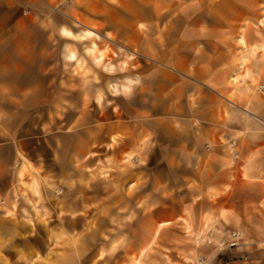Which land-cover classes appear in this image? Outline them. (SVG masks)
Instances as JSON below:
<instances>
[{
	"label": "crops",
	"instance_id": "0c3cea01",
	"mask_svg": "<svg viewBox=\"0 0 264 264\" xmlns=\"http://www.w3.org/2000/svg\"><path fill=\"white\" fill-rule=\"evenodd\" d=\"M97 1L104 9L109 2L120 0ZM134 1L133 8L129 5L126 28L120 30L126 19L117 16L119 24L112 32L118 41L122 39L127 48L139 50L144 57L130 71L134 84L129 87L143 93V105L135 111L142 113L145 120L132 126L135 131L127 133L130 139L120 133L126 129L123 122H114L107 129L109 133L118 130L122 136L115 139L116 144L121 143L118 156L140 151L145 160L159 156V160L168 161L169 172L130 170L126 177L133 181L109 186L107 195L103 188L100 193L90 187L82 190L84 195L76 203L65 199L66 215L78 222L80 229L60 238L65 247L63 254H58L56 247L60 246L54 243L51 264H185L183 258L193 262L201 249L214 261L218 255L215 246L201 248L195 236L205 235L206 228L214 226L213 231L206 232L209 241L222 240L225 235L230 239L231 233L238 232L240 243L244 233L240 225L253 212L264 210V161L260 159L264 152L256 148L249 152L245 147L240 156H256V163L252 168L233 172L225 168L228 147L223 142L236 132L232 115L242 113L248 104L250 75L254 70L258 74L260 65L259 44L251 42L241 18L239 24L227 19L226 8L217 13L197 2L185 4L168 20L162 4H154L152 14L147 0ZM88 4L82 7L87 10ZM85 10V18L93 20ZM241 35L246 38V46L240 42ZM253 47L257 50L255 56L250 55ZM132 95H136L134 90L129 94ZM263 141L262 135L256 138V144ZM6 148V144H0V155ZM101 154L97 151L96 156L80 159L104 162ZM187 159L192 160V168L183 172L180 162ZM2 160L0 156V178L9 171ZM24 165L27 166L25 161H18L15 182ZM244 175L258 182L245 183L241 180ZM138 177L143 183L136 185ZM0 200L5 204L0 206V264H7L10 247L15 249L13 263L20 264L18 249L23 245L19 236L23 229L18 222L22 212L17 208L16 219L4 212L13 210L14 200L11 189L2 186L1 181ZM182 226L191 229L192 234L183 233ZM156 243L158 247H154ZM218 259L217 256L216 263L211 264H218Z\"/></svg>",
	"mask_w": 264,
	"mask_h": 264
},
{
	"label": "rangeland",
	"instance_id": "374dc122",
	"mask_svg": "<svg viewBox=\"0 0 264 264\" xmlns=\"http://www.w3.org/2000/svg\"><path fill=\"white\" fill-rule=\"evenodd\" d=\"M134 2H109L103 9L102 2L97 0L0 1V144L7 146L0 156L9 169L0 181L13 192L14 208L4 212L14 219L17 208L22 212V224L18 222L23 229V235L19 236L23 245L18 249L20 264H51L54 243L60 246L56 247L58 254H63L65 247L60 238L69 232H79V223L67 217L63 208L65 199L76 203L84 195L82 190H90V187L99 192L103 188V194L107 195L109 186L127 185L133 181L126 177L130 170L146 168L163 174L169 172L168 161L159 160V156L145 160L141 151L118 156L121 143H115L121 135L130 139L127 133L135 131L132 126L145 120L142 113L135 111L143 105V93H137L133 87L123 89V86L134 84L130 71L144 57L139 50L127 48L122 39L118 41L117 34L112 32L118 27L117 16L126 19L120 24V30L126 28L129 5L133 8ZM196 2L210 12L215 9L218 13L226 8L227 19L239 24L241 18L242 25L248 27L251 42L259 44L260 59L258 63L256 59L254 61L260 65L258 74L254 70L250 75L248 104L242 113L232 115L236 132L223 140L228 147L224 156L225 168L239 172L256 163V156H240L244 155L245 147L249 152H255V148L264 152V141L256 144L259 135L264 137V94L260 91V86L264 85V0H147V8L153 14V5L159 7L162 4L163 14L170 20L181 5ZM87 3L85 10L82 5ZM84 10L93 20L85 18ZM83 24L100 35L97 43L106 54L102 64H97L86 52L88 41L61 35L62 26L78 32L85 28ZM68 49L76 53L78 60L66 57ZM257 50L251 51L250 55L256 54ZM107 63L113 65L112 69H107ZM114 87L119 90L115 91ZM133 90L136 95L129 96ZM114 122H123L125 132H120L121 135L117 134L118 130L109 133L107 126ZM97 151L103 153L100 156L105 157L104 162L80 159V156H96ZM260 159L264 161V156ZM20 160L28 167L23 166L19 180L15 182L14 170ZM188 168H192V160L180 162L181 171ZM242 179L245 183L250 181L246 175ZM33 182L38 191L33 188ZM257 182V179L250 181ZM135 183L141 184L143 179L138 177ZM0 206H5L1 200ZM240 227L244 233L237 246L228 245V235L219 241H209L206 232L213 231L214 226H208L205 235L195 236L194 240L201 248L215 246L218 264H264V210L253 212ZM182 229L183 233L192 234L191 229L184 226ZM54 238H57L56 242ZM224 240L227 241L224 249H220ZM8 243L11 246L10 239ZM14 251L11 247L8 249L7 264H14ZM217 256L214 261L209 260L201 249L193 262L185 258L183 261L198 264L204 258V264H211L216 263Z\"/></svg>",
	"mask_w": 264,
	"mask_h": 264
},
{
	"label": "bare ground",
	"instance_id": "6f19581e",
	"mask_svg": "<svg viewBox=\"0 0 264 264\" xmlns=\"http://www.w3.org/2000/svg\"><path fill=\"white\" fill-rule=\"evenodd\" d=\"M83 26L85 28L81 29L78 32H74L70 28H68L66 26H62L60 29V32H61L62 36L66 37L68 39H73V40H78V41H88L89 44H88V47L86 48V52L94 57V60L96 61L97 64H102V62L105 60L106 54H105V52L102 51V49L99 48V45L97 43V39H100V35L94 28L89 27L87 24H83ZM240 42L244 46H246L245 36H243V35L240 36ZM253 51H255V49H253ZM66 57L72 61L78 60L76 53L71 49L67 50ZM108 64L109 63L106 64L107 69H112L113 65H108ZM123 87H124L123 89L125 91L129 88V85L123 86ZM114 89H115V91L119 90L117 87H114ZM32 186H33V188H35V191H38L36 184L34 182H33ZM166 224H168V223H166Z\"/></svg>",
	"mask_w": 264,
	"mask_h": 264
},
{
	"label": "built area",
	"instance_id": "2783aa9c",
	"mask_svg": "<svg viewBox=\"0 0 264 264\" xmlns=\"http://www.w3.org/2000/svg\"><path fill=\"white\" fill-rule=\"evenodd\" d=\"M29 1H31V0H29ZM260 90L263 92V94H264V85H261L260 86ZM227 241L226 240H224L222 243H221V247L222 248H220V249H224V244L226 243ZM239 244V233L238 232H233V233H231V238H230V242H229V246L230 247H233V246H237ZM205 263V260H204V258H201L200 260H199V263L198 264H204Z\"/></svg>",
	"mask_w": 264,
	"mask_h": 264
}]
</instances>
